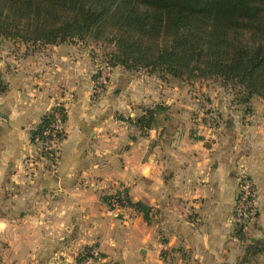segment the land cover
I'll return each mask as SVG.
<instances>
[{
    "label": "crops",
    "instance_id": "0c3cea01",
    "mask_svg": "<svg viewBox=\"0 0 264 264\" xmlns=\"http://www.w3.org/2000/svg\"><path fill=\"white\" fill-rule=\"evenodd\" d=\"M99 48L0 41L2 262L80 264L97 248L102 261L93 264H264V102L240 104L218 83L120 67L96 94ZM55 103L65 133L54 173L31 135ZM157 104L167 110L142 134L134 122ZM242 169L257 215L239 237ZM123 190L150 208L148 222L101 200ZM250 244L262 251L244 262Z\"/></svg>",
    "mask_w": 264,
    "mask_h": 264
},
{
    "label": "trees",
    "instance_id": "16d2710c",
    "mask_svg": "<svg viewBox=\"0 0 264 264\" xmlns=\"http://www.w3.org/2000/svg\"><path fill=\"white\" fill-rule=\"evenodd\" d=\"M0 37L27 46L110 45L111 66L164 81L214 80L240 104L253 97L264 102V0H0ZM166 110L146 108L134 125L143 134ZM49 121V115L42 119L32 139ZM113 196L120 209L148 222V206L131 202L125 190ZM109 199L102 201L112 209ZM261 251L250 244L242 260Z\"/></svg>",
    "mask_w": 264,
    "mask_h": 264
},
{
    "label": "built area",
    "instance_id": "2783aa9c",
    "mask_svg": "<svg viewBox=\"0 0 264 264\" xmlns=\"http://www.w3.org/2000/svg\"><path fill=\"white\" fill-rule=\"evenodd\" d=\"M111 68L102 66L100 74L95 80V93H101L109 84ZM50 121L41 135L32 139L36 145L38 153L42 159L49 163L52 172L57 171L58 156L61 142L65 133V112L60 103H55L49 111ZM113 207H118L113 203ZM257 215V193L254 184L249 176L242 169L238 174V192L234 203L233 219L236 230L241 234H246L250 225ZM95 260L102 261L100 253L93 248L89 252V257L83 264H91Z\"/></svg>",
    "mask_w": 264,
    "mask_h": 264
},
{
    "label": "rangeland",
    "instance_id": "374dc122",
    "mask_svg": "<svg viewBox=\"0 0 264 264\" xmlns=\"http://www.w3.org/2000/svg\"><path fill=\"white\" fill-rule=\"evenodd\" d=\"M244 36L247 38V36H248V34L246 33V34H244ZM0 41H5L4 39H2L1 37H0ZM94 43V42H93ZM97 45H100V48L98 49L99 50V53H100V55H101V58L103 59L102 61H100V63L99 64H97V66H96V68H95V77L97 78L98 76H99V74H100V69L102 68V66L104 65V66H108L109 68H111V75H112V68H115V66H111L110 65V63L108 62V57H107V55L110 53V51L112 50V47L110 46V45H101V44H99V43H96ZM121 68V67H120ZM123 69V68H122ZM124 70V69H123ZM128 72H132V71H128ZM142 72V71H141ZM134 73H136V72H134ZM152 76H154V77H157L156 75H152ZM110 78H111V76H110ZM158 78V77H157ZM204 81V80H203ZM206 82H211V83H217L216 81H214V80H205ZM186 82V81H185ZM188 83H190V82H188ZM114 195V194H113ZM113 195H110V196H101V200H102V198L103 197H109L110 199V201H111V203H110V205L112 204L113 205V203H115L114 201H113ZM112 197V198H111ZM105 203V202H104ZM106 204V203H105ZM106 206H107V204H106ZM108 207V206H107ZM109 209V208H108ZM118 209H120L119 207H113L112 206V209H109L111 212H115V211H117ZM3 244V243H2ZM1 244V245H2ZM3 248V247H2ZM93 249V248H92ZM97 249V248H96ZM98 250V249H97ZM91 251V249L89 250V251H84L85 253L87 252L88 253V255H89V252ZM84 253V254H85ZM100 253V252H99ZM100 256H101V254H100ZM2 257L3 256H0V264H4L3 262H2ZM89 257V256H88ZM87 257V258H88ZM102 257V256H101ZM2 262V263H1ZM97 263L98 262V260H95L94 262H92L91 264H93V263ZM84 263V261H83V258L80 260V264H83Z\"/></svg>",
    "mask_w": 264,
    "mask_h": 264
}]
</instances>
